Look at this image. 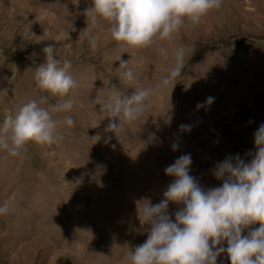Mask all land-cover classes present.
<instances>
[{"label":"rangeland","instance_id":"374dc122","mask_svg":"<svg viewBox=\"0 0 264 264\" xmlns=\"http://www.w3.org/2000/svg\"><path fill=\"white\" fill-rule=\"evenodd\" d=\"M90 6L91 0H0V123L31 100L44 108L73 101L71 111L53 115L58 143L32 142L19 157L0 150V203L15 195L0 216V264H130L129 252L147 239L138 202L163 199L173 179L164 174L167 166L190 154V174L207 189L221 184L217 163L236 155L247 161L255 152L254 132L264 123V0H221L198 24L186 21L171 44L142 49L118 47L107 22L86 17ZM49 45L62 62L72 61L76 87L64 98L34 81ZM179 48L182 74L149 98L136 121H121L116 135L105 131L114 118L99 102L153 89ZM122 61L134 68L133 81L121 79ZM209 96L214 102L197 109ZM179 207L169 204L173 220ZM217 264L230 260L221 254Z\"/></svg>","mask_w":264,"mask_h":264},{"label":"clouds","instance_id":"9594fccd","mask_svg":"<svg viewBox=\"0 0 264 264\" xmlns=\"http://www.w3.org/2000/svg\"><path fill=\"white\" fill-rule=\"evenodd\" d=\"M220 6L221 0H91L84 14L93 23L107 22L108 32L118 47L142 49L156 41L171 44L186 21L196 25ZM88 40L95 50V37L89 34ZM42 51L44 62L33 71L36 86L52 96L67 97L76 87L69 74L72 61L58 59L52 45ZM161 51L167 59L166 50ZM184 57L183 48L175 51L167 75L153 89L137 88L130 95L100 101L101 111L114 118L105 131L115 134L121 121H136L149 106V98L182 74ZM129 63L122 61L119 67L125 69L121 73L125 81L135 79ZM214 99L207 97L197 104V109L210 106ZM72 107L71 98L49 108L31 100L6 112L0 123V150L19 157L32 142L58 143L62 137L57 135L53 115L67 113ZM64 123L72 127L75 121L65 116ZM179 127L188 132L192 128L185 124ZM254 145L255 152L247 161L236 155L215 165L213 174L221 181L217 187L205 189L190 174V154L179 156L167 166L164 174L173 179L163 192V199L156 204L138 202L139 221L148 226L147 239L129 252L130 264H217L221 254L227 255L230 264H264V123L254 132ZM177 147L173 144L172 150ZM14 202L13 194L0 203V216L7 215ZM170 203L182 205L174 212V220L168 211ZM252 225L259 226L243 234Z\"/></svg>","mask_w":264,"mask_h":264}]
</instances>
